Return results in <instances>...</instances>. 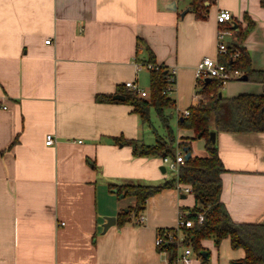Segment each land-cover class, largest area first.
I'll list each match as a JSON object with an SVG mask.
<instances>
[{
    "label": "crops",
    "instance_id": "crops-1",
    "mask_svg": "<svg viewBox=\"0 0 264 264\" xmlns=\"http://www.w3.org/2000/svg\"><path fill=\"white\" fill-rule=\"evenodd\" d=\"M190 4L0 0V264H170L156 245L159 231L177 229L195 198L165 189L148 200L142 225L117 221L104 232L107 218L125 209L127 197L116 186L168 179L160 159L135 157L118 142L147 144L151 125L124 101L99 103L97 97L119 95L132 81L149 93L145 66L166 67L175 74V105L167 113L176 117L177 143L189 144L192 157H206V141L178 126L182 113L205 99L196 67L204 58L220 59L217 16L229 11L235 33L225 42L239 43L253 68L264 71V6L262 0H209L195 13ZM250 23L240 41L239 31ZM226 85V98L264 93L262 84ZM48 135L55 137L53 146L46 145ZM216 140L229 214L237 223L262 222L264 133L219 132ZM202 246L207 264H236L245 256L230 239Z\"/></svg>",
    "mask_w": 264,
    "mask_h": 264
},
{
    "label": "trees",
    "instance_id": "trees-1",
    "mask_svg": "<svg viewBox=\"0 0 264 264\" xmlns=\"http://www.w3.org/2000/svg\"><path fill=\"white\" fill-rule=\"evenodd\" d=\"M209 0H190L192 12L199 13L204 8V3ZM264 6V0H262ZM235 28V27H234ZM252 24L245 30L239 31L240 41H244ZM219 61L229 68L239 70L249 78L248 82L262 84L264 87V71L255 70L252 66L251 57L245 48L240 49V56L232 58V54L220 57ZM150 65L151 62H148ZM147 64V63H146ZM151 70L150 89L147 98L141 97L135 92L120 90L119 95L125 97L124 103L133 107V112L141 117L144 124L151 125V110L157 113L162 127L169 137L162 140L157 137L156 143L147 145L139 141L119 140L123 146H130L133 154L138 158H158L162 161L165 157L175 158L177 139L171 127V116L167 113L175 105L170 97L169 87L175 85L171 81V75L164 66H156ZM200 92L205 99L197 107L189 108L190 114L182 117L179 121V128L193 131L194 139L206 141V157H192L186 160L180 167L178 177L166 180L159 185L127 184L116 186L115 190L119 196L134 197L135 205L117 216L119 225H124L138 218L145 211L148 200L165 189H175L178 184L191 189L195 198V206L183 210L184 218L193 222L192 228L160 230L159 235L167 240L169 234L178 238L182 232L184 239L183 246L190 245L195 253L201 254L205 251L202 241L214 239L216 247H220L225 239H230L233 249H242L245 256L236 264H264V220L259 223H237L235 222L226 205L222 201L223 179L222 175L226 168L219 154L217 143L211 140V133H264V93L263 94H241L233 98L220 96L223 86L216 80L211 82H199ZM99 103L119 102L112 95H101L97 97ZM183 120V121H182ZM201 135V137H200ZM182 147L189 144H180ZM202 214L204 221L199 223L198 217ZM174 241L171 244L165 242L160 247L169 255V263L177 264L179 243ZM201 256V255H200ZM203 259V258H202ZM209 260L203 259V264Z\"/></svg>",
    "mask_w": 264,
    "mask_h": 264
},
{
    "label": "built area",
    "instance_id": "built-area-1",
    "mask_svg": "<svg viewBox=\"0 0 264 264\" xmlns=\"http://www.w3.org/2000/svg\"><path fill=\"white\" fill-rule=\"evenodd\" d=\"M217 22L219 26H221L217 34L218 57L220 58L223 55L231 53L233 59L239 58L240 49L242 48V46L239 43L229 46L225 42L226 37H231L235 33V30H234L235 22H234L233 14L229 11H221L217 16ZM226 24H228V27H224V25ZM51 42L52 41L49 40L47 41V44H51ZM141 66L139 64L137 67L139 71L141 70ZM145 67L149 68V70L154 69V66L150 64L146 65ZM242 76L243 74L239 70L229 68V66L221 63L218 59L209 58V57L204 58L196 67V78H197L198 83L200 81L206 82L208 79H211V80H216L222 86H224L230 82L238 80ZM171 81L175 82V74L171 75ZM124 87L126 90L130 92H135L143 98L148 97V92L140 88L139 85L135 81L125 83ZM168 90L171 91L172 86L169 87ZM189 114H190V111L188 109L182 113V116L187 117L189 116ZM55 143H56L55 137L53 135H48L47 140H46V145L53 146ZM185 162H186V153L184 151V147L180 146V143H177V151H176L175 158L165 157L162 159V165L166 168L167 171L172 172L175 176L176 175L178 176L179 169L181 166L185 164ZM177 190L181 194H191L192 192L189 187H185L181 185H179ZM198 220H199V223H202L204 221V216L200 214L198 217ZM144 222H145V217L144 215H141L138 218V225H142ZM192 227H193V222L191 220H186L184 218V214H182L179 218V224H178L177 229H180V228L188 229ZM174 241H176V238L173 236V234H169L167 236V240H164L161 236H158L156 240V245L157 247L160 248L165 244V242H169L168 244H171ZM193 253L194 252L191 248H184V252L181 255L178 254L177 264H192L191 258H192Z\"/></svg>",
    "mask_w": 264,
    "mask_h": 264
},
{
    "label": "rangeland",
    "instance_id": "rangeland-1",
    "mask_svg": "<svg viewBox=\"0 0 264 264\" xmlns=\"http://www.w3.org/2000/svg\"><path fill=\"white\" fill-rule=\"evenodd\" d=\"M231 83V82H230ZM229 83V84H230ZM227 86L228 85H226V86H223V88H221V92H224V89L225 88H227ZM145 90H148V87H146L145 88ZM169 114V113H168ZM150 115H151V127L150 126H146V143L147 144H154V143H156L155 141H156V138L158 137V136H160L161 137V139L162 140H167L168 142H170V140L168 139V137L172 140L173 138L171 137V136H169L168 134H167V132H166V130L162 127V125H161V123H160V121H159V118H158V116H157V114H156V112H155V110L154 109H152L151 110V113H150ZM170 115V114H169ZM171 116V115H170ZM171 121H172V129H173V131H174V134H175V136L177 137V132H178V130H177V126L175 127L174 126V124H175V122H176V117H174V119H171ZM174 123V124H173ZM152 139H153V141H152ZM177 139L175 140V147H176V151H177ZM167 171V170H166ZM166 177H167V179L168 180H172V179H174V177L176 178V177H178L177 175L175 176L172 172H170V171H167V174H166ZM179 185H181V184H178L177 183V187H176V189L179 187ZM181 186H183V185H181ZM121 197H122V195H121ZM190 198V197H189ZM189 201H190V199H189ZM124 204H125V211L126 210H128L129 208L128 207H130L131 205H134V198H132V197H127V198H125L124 199ZM142 215V214H141ZM140 215V216H141ZM139 216V217H140ZM138 217V218H139ZM138 218H136V219H134V222H135V224L136 225H138ZM179 234H181L183 237L181 238V237H178L177 238V243H179V245L182 247L183 245V242H184V239H186V237L184 236V234L182 233V232H179L178 233V236H179ZM181 238V239H180ZM207 241H210V242H213L214 241V239H206ZM184 248H190V245H188V246H183ZM180 248L179 249V251H178V254L179 255H181L183 252H184V248ZM192 258H194V259H198V260H202V257L200 256V254L199 253H195L194 252V254L192 255ZM191 258V259H192Z\"/></svg>",
    "mask_w": 264,
    "mask_h": 264
},
{
    "label": "water",
    "instance_id": "water-1",
    "mask_svg": "<svg viewBox=\"0 0 264 264\" xmlns=\"http://www.w3.org/2000/svg\"><path fill=\"white\" fill-rule=\"evenodd\" d=\"M238 81L240 82H248L249 81V78L246 76V75H243L241 78L238 79ZM207 82H211V79H208ZM220 96H222V94H220ZM114 99L115 100H121V101H124L125 100V97L122 96V95H116L114 96ZM183 121V120H182ZM201 137V135H200ZM216 138H217V134L215 132H212L211 133V140L212 142L215 144L216 143ZM184 151L186 153V160H190L192 158V150H191V146H186L184 148ZM161 172L163 174L166 173V168L164 166L161 167ZM124 197V196H122ZM128 210H126L127 212ZM117 222V219L115 217H111V218H107V222L106 224L104 225V232H106L109 228H111L112 226H114ZM201 257L203 259H208V252L207 251H202L201 252Z\"/></svg>",
    "mask_w": 264,
    "mask_h": 264
}]
</instances>
